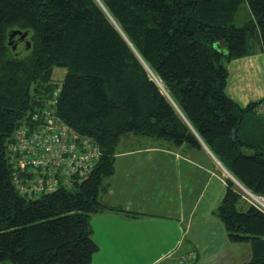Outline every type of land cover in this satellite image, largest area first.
<instances>
[{
  "label": "trees",
  "instance_id": "obj_1",
  "mask_svg": "<svg viewBox=\"0 0 264 264\" xmlns=\"http://www.w3.org/2000/svg\"><path fill=\"white\" fill-rule=\"evenodd\" d=\"M243 4L251 19L239 27ZM14 30L29 33V49L9 44ZM259 50L264 0H0V264L92 262L100 249L92 216L130 214L101 200L124 136L193 147L201 138L242 186L264 196V135H240L264 99L242 107L227 93L228 64ZM55 68L66 71L61 82ZM49 107L93 138L101 158L73 188L25 191L32 175L15 167L11 145ZM237 184L228 179L215 213L232 242L252 244L243 264H264V212Z\"/></svg>",
  "mask_w": 264,
  "mask_h": 264
},
{
  "label": "crops",
  "instance_id": "obj_2",
  "mask_svg": "<svg viewBox=\"0 0 264 264\" xmlns=\"http://www.w3.org/2000/svg\"><path fill=\"white\" fill-rule=\"evenodd\" d=\"M228 70L227 93L237 104L246 107L264 99L262 51L231 61ZM240 135L259 140L264 116L248 115ZM135 138L145 145L133 138L127 143L135 145L118 146L114 173L101 194L103 203L130 214L106 211L92 216L93 238L100 249L90 264H153L191 250L199 254L196 264L249 262L250 242L234 243L226 231L222 236L223 224L215 212L228 179H233L207 145Z\"/></svg>",
  "mask_w": 264,
  "mask_h": 264
},
{
  "label": "built area",
  "instance_id": "obj_3",
  "mask_svg": "<svg viewBox=\"0 0 264 264\" xmlns=\"http://www.w3.org/2000/svg\"><path fill=\"white\" fill-rule=\"evenodd\" d=\"M50 108L25 121L11 146L17 155L18 169L32 175L25 191L48 193L73 188L90 176L101 158L100 146L93 138L64 124ZM257 114H264V102L257 107ZM239 186L243 198L264 212V196L250 192L240 183ZM196 257L195 251L180 256L172 253L153 264H194Z\"/></svg>",
  "mask_w": 264,
  "mask_h": 264
},
{
  "label": "rangeland",
  "instance_id": "obj_4",
  "mask_svg": "<svg viewBox=\"0 0 264 264\" xmlns=\"http://www.w3.org/2000/svg\"><path fill=\"white\" fill-rule=\"evenodd\" d=\"M250 21V12H249V9H248V7H247V5L246 4H243L242 5V7L240 8V10H239V12H238V14H237V17H236V20H235V24L237 25V26H239V27H242V26H244V25H246V24H248V22ZM15 38V37H14ZM13 38V39H14ZM13 43V42H12ZM65 75H66V71L63 69V68H55L54 69V71H53V78H54V81H57V82H61L63 79H64V77H65ZM50 108V107H49ZM48 108V109H49ZM55 108V107H54ZM51 109V108H50ZM136 139L137 140V142H138V145H145V141L144 140H140V139H137V138H135V136H133V135H131V136H124L123 138H122V140H121V142H120V145H135V144H128L127 143V141H132V140H134V139ZM140 138V137H139ZM153 141H157V140H153V139H151L150 140V142L149 143H152ZM12 146V145H11ZM14 162H13V164H15L16 166V168H19L18 167V163H17V161H16V158L13 160ZM21 169V168H20ZM22 171H24V170H22ZM19 183H21V182H19ZM26 183H28L27 181H26ZM224 196V195H223ZM222 223V222H221ZM223 224V223H222ZM223 227V234H222V236L224 235V233H225V231H226V228H225V226L223 225L222 226ZM227 232V231H226ZM226 234V233H225ZM224 237V236H223ZM223 238L220 236V238H219V243H220V245H219V247H222V244H223ZM249 247H251V245L248 243L247 244ZM243 262H246V261H243ZM242 262V263H243Z\"/></svg>",
  "mask_w": 264,
  "mask_h": 264
},
{
  "label": "water",
  "instance_id": "obj_5",
  "mask_svg": "<svg viewBox=\"0 0 264 264\" xmlns=\"http://www.w3.org/2000/svg\"><path fill=\"white\" fill-rule=\"evenodd\" d=\"M28 32H23V31H21V30H14L12 33H11V35H10V45H12V39L14 38V37H16L17 35H20L21 36V38H26L27 36H28ZM14 49H16V46H14L13 47ZM197 134V133H196ZM200 139V141L203 143V145H205V143L201 140V138H199ZM228 171V170H227ZM228 173H229V176L236 182L237 180L234 178V176L228 171Z\"/></svg>",
  "mask_w": 264,
  "mask_h": 264
},
{
  "label": "flooded vegetation",
  "instance_id": "obj_6",
  "mask_svg": "<svg viewBox=\"0 0 264 264\" xmlns=\"http://www.w3.org/2000/svg\"><path fill=\"white\" fill-rule=\"evenodd\" d=\"M12 42H13V46H17V48L20 46L21 48L29 49L31 45L28 36L24 39L21 38V36H16Z\"/></svg>",
  "mask_w": 264,
  "mask_h": 264
}]
</instances>
